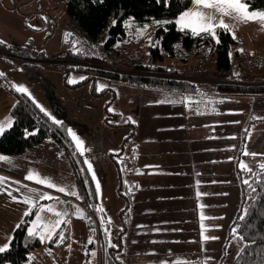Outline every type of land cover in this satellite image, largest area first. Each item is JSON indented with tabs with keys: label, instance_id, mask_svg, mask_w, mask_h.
Instances as JSON below:
<instances>
[{
	"label": "rangeland",
	"instance_id": "rangeland-1",
	"mask_svg": "<svg viewBox=\"0 0 264 264\" xmlns=\"http://www.w3.org/2000/svg\"><path fill=\"white\" fill-rule=\"evenodd\" d=\"M65 5L66 0H0V40L42 60L24 65V61H10L0 55V72L4 73L0 75V122L12 118L13 91L20 93L14 85L23 84L35 97L33 100L24 93L36 107L46 115L39 106L43 105L66 122L85 141L87 149L81 154L71 139L82 157V161L76 162L63 150L62 155L61 151L43 152L47 143L46 148L36 146L16 155L22 157L25 166H33L32 162L39 160L36 173L78 193H61L25 178L24 184L54 191L50 192L56 199L38 203H51L59 211L67 210L68 215L52 241L37 238L41 246L30 251L24 264H101L102 251L120 248L122 253L117 256L122 264H233L240 245L237 237L230 235L231 226L252 200L244 201L242 185L264 163V149L257 138L259 129L253 125L258 111L245 102H228L223 94L203 101L198 97L180 101V94L175 93L161 103L160 94L138 82L101 77L94 70L134 74L131 67L135 64L148 66L150 45L157 29L170 23L168 20L139 25L129 17L125 22L126 36L113 50L118 55L117 62L98 60L92 61V69L81 68L83 62L79 60L83 59L74 62L67 56L78 52L73 50L76 43L68 34ZM226 21L232 23L227 17ZM245 28L250 29L248 21L235 25L234 31ZM250 31L252 37L261 32L254 28ZM203 36L215 46L213 38ZM240 44L232 46V56L236 57L237 48H244ZM103 50L107 55L112 53ZM59 54L60 57H53ZM169 60L159 62L161 69L173 65ZM214 61L213 55L203 60L209 69H216ZM234 70L233 67L232 72L236 73ZM160 75L171 78L162 70ZM80 76L85 79L80 80ZM175 79L187 78L178 75ZM101 84L105 85L102 89ZM251 146H255L254 150ZM253 152L257 155H251ZM30 153L38 154L29 157ZM85 157L92 162L101 181L99 193L94 191L95 180ZM7 163L10 161L0 162V176ZM241 163L252 171L241 168ZM5 178L0 183V206L5 212L21 208L26 212L29 206L22 199L11 197L26 194L27 189L16 180ZM101 205L103 212L99 211ZM77 210L83 215H76ZM25 212L21 223L28 221L29 226L35 209L27 216ZM0 216L2 245L12 242L21 223L15 221V214L4 217L9 215L3 209ZM42 216L57 218L47 210ZM105 228L113 244L121 247L108 244ZM61 230L64 239L57 243ZM205 235L210 238L204 240ZM93 248L97 252L95 257L91 255Z\"/></svg>",
	"mask_w": 264,
	"mask_h": 264
},
{
	"label": "trees",
	"instance_id": "trees-1",
	"mask_svg": "<svg viewBox=\"0 0 264 264\" xmlns=\"http://www.w3.org/2000/svg\"><path fill=\"white\" fill-rule=\"evenodd\" d=\"M186 6H192L190 0H66L65 8L68 21L76 24L91 40L98 41L101 34H106L107 40L102 43V48L112 52L107 55L109 60L113 55H116L113 50L117 43L126 36L125 22L129 17H132L139 25L154 20L170 21V23L157 29L152 45H150V58L146 64L148 66L135 64L131 67L134 74L94 69L100 73L101 77L138 82L143 88L160 94V101L164 103L168 101L169 95L172 96L175 93L180 94L178 98L180 101L193 97H198L203 101L206 97H215L201 95L204 83L193 82L189 79L164 78L160 75V70L165 71L164 67L161 69L159 62L167 59L165 58L166 54L174 56L180 52L181 55H200L198 53L204 52V45L212 44L210 38L205 39L204 36H193L190 32L181 31L173 22ZM250 8L264 9V0H252ZM112 20H115L116 23L112 24ZM68 34L72 38V42L76 43L75 48H80V44L77 43L78 40L69 30ZM218 35L219 42H216L215 46L212 47L211 54L204 59H209V56L213 55L217 70L232 71L235 56H232L231 50L237 40L229 31L218 29ZM0 53H3L4 59H9L10 56L22 58L24 65L42 61L37 57L23 54L20 50L12 49L3 43H0ZM60 55L53 57H60ZM67 56L72 58L70 61L74 62L83 59L79 60L83 62L80 67L87 70L92 69L90 68L93 64L92 61H98V59H89L84 56L82 50L79 53L70 52ZM201 58L204 60L203 56ZM32 59H36V61H32ZM171 59L175 60L174 58ZM179 62L182 64L186 61L180 60ZM138 71L139 74H136ZM217 88L219 90L218 95H264V83H221L217 84ZM13 93L16 98V103L11 111L13 125L0 136V154L20 155L52 139L68 156L73 158L74 162L77 159L82 161V157L74 149L73 142L66 131V128H69L66 122L63 126L56 125L36 107L27 95L14 91ZM257 173L260 174L259 179L254 175L249 180V184L255 189L254 192L244 182L242 185L244 201H247L248 198L252 199L248 207L249 215L245 217L244 221H241L239 220L240 215H242L240 211L231 226L232 229L235 223H240L241 228L238 231L245 237V240H250L253 243L245 245L237 237L240 248L243 247L245 251L243 253L238 252L233 264H264V195H262L264 194V169H260ZM93 199L96 200L95 192H93ZM88 200H92L90 196ZM27 227V223H21L20 227L15 230L10 249L6 253H0V264H24L30 251L41 246V242L36 237L31 238L29 236ZM230 235H234L231 230ZM121 253V248L118 251L109 250L107 253L102 251L101 264H122L117 256Z\"/></svg>",
	"mask_w": 264,
	"mask_h": 264
},
{
	"label": "snow or ice",
	"instance_id": "snow-or-ice-1",
	"mask_svg": "<svg viewBox=\"0 0 264 264\" xmlns=\"http://www.w3.org/2000/svg\"><path fill=\"white\" fill-rule=\"evenodd\" d=\"M252 0H190V3L194 6L188 7L186 6L183 10H181L178 16L175 18V23L179 26L181 30H188L190 31L191 35L193 36H203L207 35L213 38L216 42H219V35L218 29L223 31H229L233 35L236 36L234 31V26L239 24L240 22H247V21H259L262 25H264V9L261 8H250ZM226 17L229 18L232 23L226 21ZM47 19V17H45ZM156 24L166 23V21L156 20L154 21ZM116 21H113L115 24ZM142 27H147L144 25ZM149 41L151 42L152 38L148 37ZM0 43H6L3 40H0ZM77 43H79L77 41ZM76 52H80L81 48H74ZM240 52H243V48L239 49ZM0 75H4L3 72H0ZM239 76V73L236 74ZM80 80H84V76L79 77ZM75 83L76 81H71ZM14 87L22 94L26 93L28 96L32 97L34 100L35 97L32 96V93L29 89L23 84H15ZM101 89L105 87V85L101 84L99 86ZM201 95H206L202 93ZM183 99V98H182ZM175 102V101H173ZM41 110L46 113V115L56 124L59 126H63L64 122L59 120L55 115L49 112L43 105H39ZM131 119V118H129ZM12 118L9 117L5 121L0 122V134H4L6 129L12 127ZM67 133L71 136V139L75 142V147L79 150L81 154L87 151L85 148V141L81 138L80 135L77 134L72 128H66ZM26 134L27 131H26ZM234 147V146H233ZM251 155L255 156L256 153H251ZM10 157L7 155H0V161H8ZM85 162H87L88 169L91 171V178L95 180V189L96 193L101 191V181L97 178V173L93 168L92 162L85 157ZM240 167L245 169L246 171L251 172L252 169L248 168L247 164L241 163ZM260 168L264 169V163L260 164ZM259 179V173H253ZM6 178L0 176V183H2ZM27 179L29 181H37L40 185H46L51 189H58L59 192L65 193L68 192L70 195L76 196L78 193L70 189L68 185L60 184L54 182L51 177H44L41 176L39 173L34 171L27 172ZM17 183H20L17 181ZM246 185H248L251 191H255L252 188V185L249 184V180L246 179L244 181ZM25 187L28 189L26 194H21V196L13 195L11 198L13 200H21L27 204L29 207L26 209L25 215H29L33 213L35 209V218L30 221V225L27 227V232L29 233L30 237H36L40 241H52L54 237L57 236V230L61 229L62 223L65 222V217L68 215L67 210L59 211L57 207L51 203H38V200L43 201L47 199L48 201H52L56 199L50 192H38L36 188H28L27 185ZM19 192V189L16 190ZM264 195V194H262ZM83 198V197H81ZM67 203V202H64ZM203 207V205L201 206ZM53 213L57 218L56 219H46L42 216V213L45 212ZM99 211L103 212V206H99ZM242 215H240L239 220L244 221L245 217L249 215L248 208L241 209ZM76 215H83L81 210H77ZM201 218L203 219V213H201ZM111 219L110 217L108 218ZM28 223V221H25ZM20 227V225H17ZM219 227V226H217ZM241 228L240 223H235L233 228L231 229L232 233L235 237H238L240 241H243L245 245L249 243H253L250 240H245V237L241 234L238 229ZM93 232L95 229L92 230ZM105 235L109 237L108 244L112 247H121V245L113 244L110 233L108 228H105ZM204 240L209 239L210 237L204 236ZM215 239V237H212ZM64 239V231H59L57 243L62 242ZM11 247V240L9 242H5L0 245V253H6ZM70 247V245H69ZM245 249L243 247L240 248L239 252L243 253ZM91 255L95 257L97 255L96 249L93 248L91 250ZM31 257V254H30Z\"/></svg>",
	"mask_w": 264,
	"mask_h": 264
},
{
	"label": "crops",
	"instance_id": "crops-1",
	"mask_svg": "<svg viewBox=\"0 0 264 264\" xmlns=\"http://www.w3.org/2000/svg\"><path fill=\"white\" fill-rule=\"evenodd\" d=\"M65 10H66V8H65ZM66 17H67V20H66V22H67L69 20L68 15ZM248 22H249L250 29L249 30L247 28L237 29L238 31L237 32L235 31L237 37L235 36L234 38L237 40V42H239V44L241 43L243 45V47H244L243 52L249 51L248 54H250V52H251V54H256V55H258L264 59V34H261L264 32V25H262L259 21H248ZM178 28H179V26H178ZM252 28L259 29V30H261V32H257V34L254 37H252L251 35H249V33H251L250 30ZM181 31L190 32L188 30H181ZM239 49H241V48H239ZM239 49L237 48V51H236L237 56L234 58V61H233V63L237 62L238 68H235V70H234L237 72L236 73L231 72V74L227 77V81L230 83H245V84H261V83H264V69H261L257 72V77L255 79L250 78L249 80H244L242 78L244 66L241 64V61H242L241 59L243 56V52H240ZM0 54L3 55V53H0ZM4 56H6V55H4ZM10 57H9V59H11V60L15 59L16 61H24L22 58H12V57L10 58ZM207 60H209V59H207ZM32 61H36V59H32ZM169 63L173 64V66H180L181 65V63L179 61L177 62V60H172V59L169 60ZM237 73H239V76L236 75ZM189 78L193 82H201L202 84L203 83L205 84L207 81L209 82L211 80H213V81L218 80L217 77H204L203 75H200V74H191ZM225 98L227 99L228 102H231L233 104L245 102L247 104L252 105V107L254 109H256V111H258V113L256 115L257 120L255 119L256 124L254 123L253 125L255 128L259 129L258 133H260V136L257 138H258V141L260 143L259 146L260 147L262 146L264 149V139H263V137H264V95H257V96L225 95ZM14 100H15L14 103H16L15 97H14ZM247 119H248V117L245 118V121ZM245 133L246 132H243L242 136H244ZM250 134H251V131L249 130L248 135L250 136ZM247 139L248 138H246V140H245L246 143H247ZM46 143H47V146H46L47 149L43 152H49V153L56 152V153L60 154V151L62 149L52 139L45 141L44 143L39 145L37 149H40L41 147H45L44 145H46ZM254 147L255 146H251V149L254 150ZM32 151H35V150H32ZM31 153L28 154L29 157H36L38 154L37 153V154L32 155ZM61 155H62V151H61ZM10 159L11 160H8V161H10V163H7L3 166V169L5 171H3L4 173H2V176L4 175V177H8V178H11L13 180L19 181L20 182L19 184L23 185L24 187H25V185H27L28 188H35L31 185L24 184V182H25V178H27V172L28 171L36 172V169L39 168V166H40V161L35 160L32 162L33 166H31L30 164L25 166V163H24V160L22 159V157L15 156V157L10 158ZM45 160H48V159H45ZM0 162L6 163V161H0ZM36 189L38 190V192H50L51 191V190L48 191V189H43V188H39V187ZM51 192H54V191H51ZM51 194L55 195L54 193H51ZM169 205L170 204H168V206ZM164 206H166V205H164ZM211 208H213V205ZM0 209H3V212L6 213L7 215H9V216H4L6 218H11L10 216L12 214H15L16 217L18 218L15 220L16 222L21 223V221L23 220L22 215L24 214L25 210L22 208L21 209H15V210L7 209L6 212L4 211L5 208H2L1 206H0ZM1 220L3 221V216H0V221ZM212 242H213V240H212ZM218 243H219V239L216 240V244H218ZM217 250H218V245H217Z\"/></svg>",
	"mask_w": 264,
	"mask_h": 264
},
{
	"label": "built area",
	"instance_id": "built-area-1",
	"mask_svg": "<svg viewBox=\"0 0 264 264\" xmlns=\"http://www.w3.org/2000/svg\"><path fill=\"white\" fill-rule=\"evenodd\" d=\"M69 31L74 35V37L78 40L80 44V48L84 56L89 59H98V60H109L107 54L104 52L102 48V43L107 40L106 34H101L98 41H93L88 38L81 29L74 23L69 22L68 26ZM205 39L207 37L204 36ZM204 52H200V55H181L180 52H177L174 56L165 55V58L171 59L174 58L177 61H186L182 63L180 66H165L164 74L167 77L176 78L178 75L184 76L190 80L191 74H200L204 77H217L218 80L207 81L203 86L202 92L206 94V96H216L219 94V90L217 88V84L221 83H230L227 81V77L231 74L232 71H220L217 69H209L206 67L203 60L208 57L212 51V44L204 45ZM202 53V54H201ZM143 56V54H141ZM111 61L115 63L118 60V55H113L110 58ZM205 60V59H204ZM241 64L244 66V71L242 73V78L244 80H249L250 78L255 79L257 77V72L261 69H264V59L256 54H244L241 59ZM234 68H238L237 62L233 63ZM96 224L97 221H96Z\"/></svg>",
	"mask_w": 264,
	"mask_h": 264
}]
</instances>
